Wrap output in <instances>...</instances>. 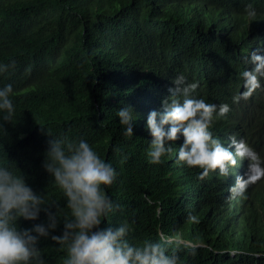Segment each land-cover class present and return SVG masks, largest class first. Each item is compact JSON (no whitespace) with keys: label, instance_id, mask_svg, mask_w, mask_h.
Returning <instances> with one entry per match:
<instances>
[{"label":"trees","instance_id":"trees-1","mask_svg":"<svg viewBox=\"0 0 264 264\" xmlns=\"http://www.w3.org/2000/svg\"><path fill=\"white\" fill-rule=\"evenodd\" d=\"M249 3L257 10L250 25ZM258 47L264 55V0H0V64L16 61L0 74V87L12 84L16 106L13 121L0 122V164H15L34 192L63 207L43 167L48 141L82 138L118 174L107 193L119 210L102 228L127 221L133 245L155 242L160 232L179 234L186 246L178 264H264V179L244 197H233L214 172L199 180L201 169L177 162L182 136L160 164H150L146 120L153 110L137 104L161 103L183 74L199 83L198 97L231 108L213 135L225 146L230 136L242 138L264 158V79L249 99L233 103L244 91L241 72L252 67L242 57ZM126 105L137 117L132 138L116 115ZM36 223H47L44 212L18 221L21 228ZM62 231L61 222L51 234ZM39 247L47 264H62L50 238Z\"/></svg>","mask_w":264,"mask_h":264},{"label":"clouds","instance_id":"clouds-1","mask_svg":"<svg viewBox=\"0 0 264 264\" xmlns=\"http://www.w3.org/2000/svg\"><path fill=\"white\" fill-rule=\"evenodd\" d=\"M244 15L249 25L255 21L257 10L253 4L246 5ZM261 51L258 47L242 57L243 63L252 67L241 72L244 91L233 97V103L249 99L261 88L264 79V55L258 54ZM15 68L16 61L10 60L0 64V74ZM171 84L168 95L161 101V110L147 115L146 127L151 136L148 162L160 164L162 157L172 152V143L182 136L178 163L201 169L197 177L201 181L212 172L218 174L233 197H244L249 187L264 179V158L242 138L230 136L225 146L213 135L215 123L231 111L229 104L209 103L198 97L199 83L189 82L183 74H178ZM14 96L12 84L0 87V113L4 114L0 122H12L15 118ZM116 115L123 135L132 138L137 119L133 109L126 105ZM46 133L52 136L47 130ZM43 167L60 190L65 201L63 207L47 193L34 192L15 164H0V264H47L39 247L41 238H50L55 243L57 251L63 253L62 264H178L177 251L186 246L179 234L160 232L155 242L145 240L133 245L128 241L132 229L127 221L116 227H101L119 210L107 193L118 174L86 140H72L66 135L53 137L48 141ZM239 167L241 173L236 174ZM206 202L200 200L201 204ZM41 212L47 217L46 224L19 227L18 221H36ZM160 214L157 209L156 215ZM61 222L62 233L52 235ZM188 222L198 224L199 219L189 215ZM170 248L175 249L171 254ZM191 254H195L194 248Z\"/></svg>","mask_w":264,"mask_h":264},{"label":"rangeland","instance_id":"rangeland-1","mask_svg":"<svg viewBox=\"0 0 264 264\" xmlns=\"http://www.w3.org/2000/svg\"><path fill=\"white\" fill-rule=\"evenodd\" d=\"M133 96V95H132ZM137 104L142 107L144 110H156L159 111L161 110V103H159L156 99H142L140 101H137Z\"/></svg>","mask_w":264,"mask_h":264},{"label":"bare ground","instance_id":"bare-ground-1","mask_svg":"<svg viewBox=\"0 0 264 264\" xmlns=\"http://www.w3.org/2000/svg\"><path fill=\"white\" fill-rule=\"evenodd\" d=\"M124 86H126V85H124ZM124 88H125V87H124ZM235 171H236V172H235L236 174H237L238 172L241 173V168L239 167V168H237V170L235 169Z\"/></svg>","mask_w":264,"mask_h":264}]
</instances>
